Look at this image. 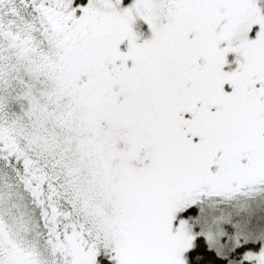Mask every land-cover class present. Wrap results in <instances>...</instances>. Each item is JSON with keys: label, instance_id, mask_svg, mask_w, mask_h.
<instances>
[{"label": "snow or ice", "instance_id": "1", "mask_svg": "<svg viewBox=\"0 0 264 264\" xmlns=\"http://www.w3.org/2000/svg\"><path fill=\"white\" fill-rule=\"evenodd\" d=\"M0 264H264V0H0Z\"/></svg>", "mask_w": 264, "mask_h": 264}]
</instances>
